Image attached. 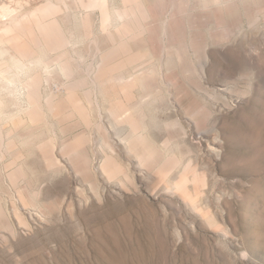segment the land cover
Masks as SVG:
<instances>
[{
  "label": "rangeland",
  "instance_id": "374dc122",
  "mask_svg": "<svg viewBox=\"0 0 264 264\" xmlns=\"http://www.w3.org/2000/svg\"><path fill=\"white\" fill-rule=\"evenodd\" d=\"M0 72V264H264V0H0Z\"/></svg>",
  "mask_w": 264,
  "mask_h": 264
},
{
  "label": "bare ground",
  "instance_id": "6f19581e",
  "mask_svg": "<svg viewBox=\"0 0 264 264\" xmlns=\"http://www.w3.org/2000/svg\"><path fill=\"white\" fill-rule=\"evenodd\" d=\"M102 1V0H101ZM104 1V0H103ZM100 2V1H99ZM21 65V64H20ZM19 67V64L17 65ZM21 68V67H20ZM20 70V69H19ZM1 73V72H0ZM3 79H6V78H3ZM141 144V143H140ZM145 146V145H144ZM146 154V153H145ZM143 158V157H142Z\"/></svg>",
  "mask_w": 264,
  "mask_h": 264
}]
</instances>
